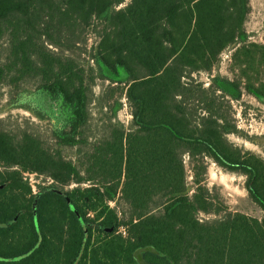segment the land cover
<instances>
[{
    "label": "trees",
    "instance_id": "16d2710c",
    "mask_svg": "<svg viewBox=\"0 0 264 264\" xmlns=\"http://www.w3.org/2000/svg\"><path fill=\"white\" fill-rule=\"evenodd\" d=\"M250 1L0 0V88L15 102L34 87L63 121L46 137L0 129V264H139L148 247V264H264V219L227 211L206 185L211 160L245 176L264 210V160L228 140V96L241 91L196 78L246 37ZM233 58L264 67V45ZM100 80L109 85L95 97ZM123 97L129 128L117 119ZM93 104L110 113L101 137ZM25 173L50 184L34 194Z\"/></svg>",
    "mask_w": 264,
    "mask_h": 264
},
{
    "label": "rangeland",
    "instance_id": "374dc122",
    "mask_svg": "<svg viewBox=\"0 0 264 264\" xmlns=\"http://www.w3.org/2000/svg\"><path fill=\"white\" fill-rule=\"evenodd\" d=\"M250 6L251 13L245 24L246 37L239 41L236 47L228 49L221 55L211 74L202 73L196 75V78L205 83L206 86L212 84L214 79L223 78L235 82L239 86L240 97L228 96V99L231 100L237 127L236 133L228 135V140L245 153L255 154L264 160V67H260L258 64L250 67L241 65L238 62L235 63L233 58L234 53L241 46L264 45V0H251ZM95 29L91 28L88 32L87 45L89 50L99 42V28L97 31ZM6 46V41L0 38V60L5 57ZM108 85V82L98 81L93 90L95 97H99ZM9 94L7 86L0 88V129L14 134L27 131L46 137L49 136L51 128L63 125L62 119L55 112L56 110L52 107L49 98L34 87L29 86L25 89L15 102ZM120 102L122 106L117 111V119L126 128H129L132 122L130 107L125 97ZM92 111L94 121L90 133L93 134V137H101L100 127L102 128L103 123L109 121L110 113H98L95 104L92 105ZM77 153L76 149L65 150L69 159H77ZM185 161L187 163L189 192L193 193L195 189L194 172L190 158L185 157ZM246 181L245 176L226 171L217 163L208 161L206 185L211 190L213 197L223 203L227 211L242 213L262 220L264 219V210L251 199ZM33 182L37 190L39 184H50L45 177L37 176L33 177ZM83 186L87 187V184ZM116 204L117 202H112L111 206L116 207ZM122 209L123 206H120V210ZM219 217L215 214L201 215L204 220H215ZM119 233L127 235L125 228H121Z\"/></svg>",
    "mask_w": 264,
    "mask_h": 264
},
{
    "label": "water",
    "instance_id": "95a60500",
    "mask_svg": "<svg viewBox=\"0 0 264 264\" xmlns=\"http://www.w3.org/2000/svg\"><path fill=\"white\" fill-rule=\"evenodd\" d=\"M155 252V250L151 247L148 248H144V249H139L136 253H135V259L137 260V262L139 264H148L145 262L144 258H143V253L144 252Z\"/></svg>",
    "mask_w": 264,
    "mask_h": 264
},
{
    "label": "built area",
    "instance_id": "2783aa9c",
    "mask_svg": "<svg viewBox=\"0 0 264 264\" xmlns=\"http://www.w3.org/2000/svg\"><path fill=\"white\" fill-rule=\"evenodd\" d=\"M24 176H25V179L30 182V185L33 188L34 194H37L39 191L36 189L35 183L33 182V177L37 175L31 174V173H25Z\"/></svg>",
    "mask_w": 264,
    "mask_h": 264
}]
</instances>
